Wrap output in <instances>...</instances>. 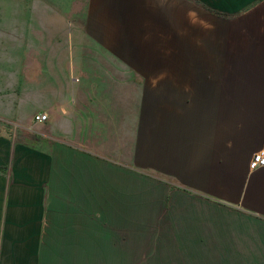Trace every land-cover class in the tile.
Instances as JSON below:
<instances>
[{"label":"crops","instance_id":"1","mask_svg":"<svg viewBox=\"0 0 264 264\" xmlns=\"http://www.w3.org/2000/svg\"><path fill=\"white\" fill-rule=\"evenodd\" d=\"M37 2L42 51L0 68V264H264V0Z\"/></svg>","mask_w":264,"mask_h":264},{"label":"rangeland","instance_id":"2","mask_svg":"<svg viewBox=\"0 0 264 264\" xmlns=\"http://www.w3.org/2000/svg\"><path fill=\"white\" fill-rule=\"evenodd\" d=\"M56 4L59 5L62 9H68L71 11L73 4L76 3L77 0H52ZM39 3L37 0H0V46H6V53L2 52L0 54V68L3 67V62H5L6 67H10L11 69H18L19 67V60H20V48L21 45L18 44L19 38H26V34L29 33L28 37V47L27 52H39L42 51L44 45L34 44V36H30V32L34 31L37 27L35 24H44L43 20V12L41 11V7H38ZM42 6V4L40 3ZM76 8L79 5L75 4ZM73 15V22L63 23V24H79V18L81 16L80 13L72 14ZM191 21L188 24V37L189 43H195V33L198 28L201 31L204 28V36L206 35L207 29L211 27V24H195V17H192L191 14L189 15ZM178 26V24H176ZM68 31L71 33L73 28L69 29L68 25L66 27ZM67 31V32H68ZM66 32V34H67ZM33 34V33H32ZM6 38V41L4 40ZM174 39V37H173ZM12 42L11 44H8ZM191 49V53L195 52V46H189ZM23 48V46H22ZM23 50V49H22ZM179 50L173 45L172 46V53L178 52Z\"/></svg>","mask_w":264,"mask_h":264},{"label":"built area","instance_id":"3","mask_svg":"<svg viewBox=\"0 0 264 264\" xmlns=\"http://www.w3.org/2000/svg\"><path fill=\"white\" fill-rule=\"evenodd\" d=\"M35 120L37 122H46L48 120V115L45 113H41L36 115ZM260 168H264V154L263 153H257L252 158V161L250 162V170L255 171Z\"/></svg>","mask_w":264,"mask_h":264}]
</instances>
